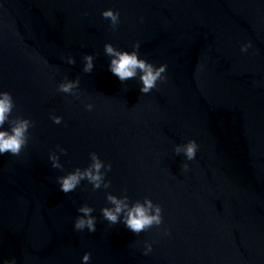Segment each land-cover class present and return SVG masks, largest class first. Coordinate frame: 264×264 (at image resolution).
Returning <instances> with one entry per match:
<instances>
[{
	"label": "water",
	"instance_id": "1",
	"mask_svg": "<svg viewBox=\"0 0 264 264\" xmlns=\"http://www.w3.org/2000/svg\"><path fill=\"white\" fill-rule=\"evenodd\" d=\"M106 42L139 43L165 79L147 94L139 72L120 81ZM0 90L32 122L20 154L0 155V264H264V0H0ZM189 139L190 161L175 151ZM93 152L100 186L62 192ZM109 194L150 198L161 223H112ZM83 206L94 232L74 229Z\"/></svg>",
	"mask_w": 264,
	"mask_h": 264
},
{
	"label": "clouds",
	"instance_id": "2",
	"mask_svg": "<svg viewBox=\"0 0 264 264\" xmlns=\"http://www.w3.org/2000/svg\"><path fill=\"white\" fill-rule=\"evenodd\" d=\"M119 11L112 8L104 9L102 16L110 20L113 28L119 22ZM251 42L242 44L241 51H247ZM139 43H136L132 50L118 49L113 46L111 42H106L104 51L111 57L109 62V70L120 81H125L129 78L135 77L139 72L141 81L140 92L147 94L157 86V82L165 79L167 65H154L152 62L141 57L138 52ZM84 64L85 71H91L93 68V58L90 54L85 55ZM69 62H72L71 58ZM78 81L65 80L58 85V90L63 93H71L76 87ZM14 107V101L10 92L0 90V155L9 153L11 155H19L22 148L26 145L28 140V129L31 126V120L27 117L17 116L11 117ZM88 110L93 109V104L85 105ZM62 117L57 115L53 117L55 123H60ZM8 123V127L5 124ZM198 144L194 139H189L183 145H177L176 152L183 151L186 160H193L196 156ZM53 161V167H60L59 160L55 155L50 157ZM104 167L103 161L99 156L93 152L91 153L90 164L81 170L79 167L67 174L58 177L60 190L64 193L72 191L82 179H87L94 187H99L103 180V173L101 168ZM110 168L111 165L109 164ZM184 169L188 168L187 164L183 165ZM108 199L112 202L114 207H105L102 209L103 216L116 223L121 219L120 214L123 212V222L127 228L134 233H139L145 228L151 227L153 224L159 225L162 221L161 207L159 204H154L150 198H145L143 201H136L129 204L127 197L118 198L115 195L109 194ZM83 213L74 220V229L81 230L85 227L90 232L95 231V218L91 216L92 209L88 206H83L79 209ZM151 245L148 246L147 251H151ZM84 262L89 260V253L85 252L82 257ZM4 264H15V260H6Z\"/></svg>",
	"mask_w": 264,
	"mask_h": 264
}]
</instances>
